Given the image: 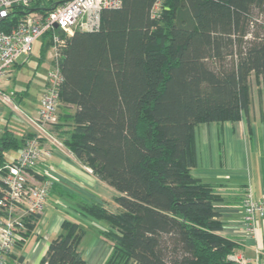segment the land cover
<instances>
[{
	"label": "trees",
	"instance_id": "obj_1",
	"mask_svg": "<svg viewBox=\"0 0 264 264\" xmlns=\"http://www.w3.org/2000/svg\"><path fill=\"white\" fill-rule=\"evenodd\" d=\"M61 1L31 7L48 11ZM60 40L52 131L118 193L112 208L77 203L104 224L111 252L103 264H230L235 244L220 235L218 198L191 175L195 128L246 116L251 76L264 94V0H122L102 11L96 30ZM51 46L50 31L40 50ZM28 136L3 130L0 169ZM40 216L27 217L20 243ZM84 235L64 220L38 264H86L78 250Z\"/></svg>",
	"mask_w": 264,
	"mask_h": 264
},
{
	"label": "crops",
	"instance_id": "obj_2",
	"mask_svg": "<svg viewBox=\"0 0 264 264\" xmlns=\"http://www.w3.org/2000/svg\"><path fill=\"white\" fill-rule=\"evenodd\" d=\"M28 57H20L12 78L1 83L16 95L22 107L27 90L17 82L16 70ZM258 82L259 91L250 93L246 116L236 122L206 123L195 128L198 159L191 169V175L210 186L218 198L213 205L222 223L220 235L231 239L235 244L233 254L243 256L250 264L264 261V218H257L253 234L245 232L242 222L246 194L251 192L253 199H264V94L259 79ZM10 118L18 120L20 131L9 128ZM4 129L17 138L30 133L20 119L0 105V135ZM19 152L10 151L8 160L16 159ZM45 165L47 178L56 189L49 194L43 213L25 241L12 249L7 264H38L47 254L49 242L60 233L64 220L79 223L85 229L78 247L85 263L103 264L111 252L110 244L100 235L104 224L81 214L77 203L100 202L112 208L118 193L89 172L64 146L54 149ZM90 227L92 231L97 229L92 239L85 238Z\"/></svg>",
	"mask_w": 264,
	"mask_h": 264
},
{
	"label": "built area",
	"instance_id": "obj_3",
	"mask_svg": "<svg viewBox=\"0 0 264 264\" xmlns=\"http://www.w3.org/2000/svg\"><path fill=\"white\" fill-rule=\"evenodd\" d=\"M33 1L0 0V105L30 130L16 160L0 169V264H7L12 249L23 240L27 217L43 213L52 186L45 163L54 149L63 146L52 131L59 112L62 83L58 64L52 61L57 57L61 35L96 30L102 11L118 8L122 3V0H65L48 11H40L32 9ZM50 31L54 53L46 85L35 114H28L1 83L12 78L16 61L30 56L34 43ZM257 218H264V199H253L248 192L243 203L245 232H255ZM229 260L230 264H250L236 254L229 256Z\"/></svg>",
	"mask_w": 264,
	"mask_h": 264
},
{
	"label": "rangeland",
	"instance_id": "obj_4",
	"mask_svg": "<svg viewBox=\"0 0 264 264\" xmlns=\"http://www.w3.org/2000/svg\"><path fill=\"white\" fill-rule=\"evenodd\" d=\"M257 15V10H255L253 17H258ZM40 42L41 40L37 41L33 45L30 57L26 58L27 60L24 61L21 67L16 70L17 82L22 86V88L27 90V96L22 101V108L28 114H32L33 110L38 106L40 93L44 88L45 75L50 69V64L54 53L53 48L41 52ZM249 87L251 95L257 94L260 88L258 78L251 76ZM9 128L20 131L18 120L15 118H10ZM91 228L92 227H90L88 230L85 238L92 239L94 234L97 233V229L92 231Z\"/></svg>",
	"mask_w": 264,
	"mask_h": 264
}]
</instances>
